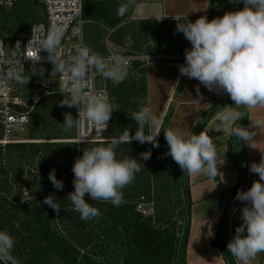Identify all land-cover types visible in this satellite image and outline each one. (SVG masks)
I'll use <instances>...</instances> for the list:
<instances>
[{
	"label": "clouds",
	"instance_id": "obj_1",
	"mask_svg": "<svg viewBox=\"0 0 264 264\" xmlns=\"http://www.w3.org/2000/svg\"><path fill=\"white\" fill-rule=\"evenodd\" d=\"M229 2H243L244 7L226 12L223 17L211 21L206 16L199 17L195 22L187 20V15L173 17L177 21L176 31L183 33L191 44L190 49H185V64L179 66L181 76L198 80L209 91L227 93L234 102L218 115V123L214 128H204L199 134H192L188 138L174 130H164L169 148L165 155H170L187 176L203 172L215 178L220 174L218 164L223 162L217 161L216 146L208 134L209 129L228 131L231 136H236L252 147L256 132L250 128L261 124V121H256L245 128L236 125V122L250 110L264 108V0ZM128 8V3L121 4L117 14L124 16ZM165 16L157 18L153 15L148 18L160 20ZM31 31L27 45H33L32 52L26 51L27 45L21 49L18 41L12 49L13 59L19 61L17 57L25 55L35 65L41 61L39 53L47 52V60L52 64L51 74L54 72L64 77L60 92L64 98L58 102L59 106L75 107L78 110V118L75 119L71 113L64 114V130L79 129L82 124L98 132L106 130L113 110H119V105L113 102L114 97L110 101L107 96L90 91L88 82L94 73H99L114 84L121 83L125 78L123 66L127 65V59L117 56L109 61L93 54L90 49L76 46L71 59L66 60L60 52L62 28L42 31L40 26L33 25ZM18 52L22 54L17 55ZM24 71L21 64L20 68L7 71L6 76L9 80L28 84L30 76L25 80ZM43 72L41 68L39 74L43 75ZM196 91L199 94V87ZM131 118L138 125L134 136L126 130L119 137H110L106 146L83 151V155L76 159L72 167L75 190L68 195V199L80 214L81 220L91 221L102 215L97 207L85 200L86 194L93 201L111 202L116 207L124 203L122 190L134 181L135 175L141 170V163L131 158L117 159L116 149L120 145L135 140L140 144L151 143L153 147H159V132L152 134L151 129L159 126L160 121L151 108L143 107L134 112ZM146 127L149 129L147 133ZM87 140L88 136L82 135L77 143H85ZM140 156L145 161L149 160L151 150ZM244 166L247 165L242 164ZM249 171L258 174L259 180L253 181L247 191H238L236 194L235 199L246 202V206L241 209L243 223L236 228L235 236L227 246L240 264H252L260 253H264V156L259 163H252ZM49 180L56 189H63V181L56 178L54 171L49 173ZM52 197H45L43 203L59 216L61 206ZM15 227L18 229L20 226L17 223ZM14 246V237L7 231H0L2 264H19L13 255Z\"/></svg>",
	"mask_w": 264,
	"mask_h": 264
},
{
	"label": "crops",
	"instance_id": "obj_2",
	"mask_svg": "<svg viewBox=\"0 0 264 264\" xmlns=\"http://www.w3.org/2000/svg\"><path fill=\"white\" fill-rule=\"evenodd\" d=\"M92 2H86L81 39L93 54L110 55L113 59L117 56L129 59L127 65L123 66L124 73L129 68L141 70L139 68L143 67L145 94L136 95V98L145 100V107H150L160 121L159 126L151 129L152 134L161 129L165 135L164 130L171 129L188 138L199 116L213 103L227 98L209 112V118L198 128L196 134L204 128H214L218 123V115L234 102L227 93L209 91L198 80L181 76L179 66L185 64V49H190L191 44L183 33L176 31L177 21L173 17L187 15V20L195 22L199 17L206 16L210 21L215 0H131L128 12L122 18L112 15L111 5L114 6L116 0H109L111 5L98 0L97 10L115 19L113 24L95 16ZM239 4L242 9L243 2ZM153 15L157 18L167 16L160 20L148 18ZM136 60L139 62L137 67L133 66V61ZM106 82L98 73L97 84L106 87ZM197 87L200 89L199 94ZM243 121L245 128L261 121L258 127L250 128L256 132L252 147L236 136H231L228 131L209 129L208 134L216 146L217 161L223 162L218 164L220 174L215 178H210L203 172L187 176L189 226L185 243V264H227L220 248L213 244L223 211L237 184L239 166L247 165L242 167L246 171L243 191H247L253 181L259 180L258 174L249 171V166L254 162L259 163L264 156V108L250 110L236 125H241ZM244 206L246 202L237 200L227 218V233L224 237L227 246L234 238L236 228L243 223L241 209ZM233 258L235 264H240L234 256ZM252 264H264V253H260Z\"/></svg>",
	"mask_w": 264,
	"mask_h": 264
},
{
	"label": "rangeland",
	"instance_id": "obj_3",
	"mask_svg": "<svg viewBox=\"0 0 264 264\" xmlns=\"http://www.w3.org/2000/svg\"><path fill=\"white\" fill-rule=\"evenodd\" d=\"M99 1L111 5L109 0ZM124 3L130 4L129 0H116V4L111 5L113 16L121 18L126 16L127 13L124 16L117 14L118 7ZM25 5L29 9L37 11V16L38 13L41 14L40 2L35 1ZM25 5L20 1L14 8L15 12L20 11L24 14L23 8ZM238 10H241L239 3H230L229 0H215V7L212 9L210 18L223 17L226 12ZM13 13L14 11H0V36L10 37L22 29L23 23L13 16ZM127 76L129 81L131 79L136 80L135 88L138 90L143 71L129 68L125 71V77ZM51 81L53 84L50 87L55 86V78ZM40 91L37 88L35 90L36 93ZM63 98L58 99L56 103L46 101L45 98L40 99L34 108L35 110H33L29 126L23 129L18 137H30L29 139L40 144L45 141H63L64 144L59 147L44 148L35 152L32 156L25 155L26 157L19 153L21 152L19 148H12L8 144L0 145V231H7L14 237L13 255L14 252L17 253L15 257L19 260V264L32 263H30L28 253L31 247L24 246V242L21 241L19 247V240L25 234L23 230V224L25 223L22 220L26 215L24 209L19 210L18 207L30 208L33 205L31 201L34 198L44 200L48 196L54 197L58 189L55 187L52 189L49 186L53 185L49 180L50 172L54 171L56 178L63 182L66 179H72L74 178L72 167L76 159L83 155V151L107 145V143L99 142L77 143L74 140L75 128L71 131L64 130V114L71 113L75 119V109L74 107L59 106L58 102ZM138 99L132 97L128 100V114H125V118L131 119L134 112L145 107V100ZM126 130L116 132L114 135L119 137ZM148 150H151V158L145 161L140 154ZM168 150L169 148L157 150L151 143L140 144L133 140L131 143L120 145L116 149V154L117 159L131 158L141 163V170L135 175L138 179H134L131 184L122 190L123 197L130 199V202L135 206L141 202L142 206L147 209V215L154 226L164 228L168 235L175 236L176 234L177 236L185 213V197L182 192L183 183L180 177V167L170 155H165ZM54 214V219L58 224L51 227L69 239L72 244L71 251L75 255L68 261L63 254L46 253L43 254L42 261L39 264H122L125 243L120 226L109 221H102L99 217L91 221H84L80 219V214H77L74 217L75 221L74 219L68 221L60 213L59 216L55 212ZM17 223L20 226L18 229L15 227ZM226 223L223 232L221 231V238L224 242L227 233ZM53 225H55V222H53ZM73 247L78 249V252L74 251ZM18 250L22 252L20 253ZM163 264L167 263L163 262Z\"/></svg>",
	"mask_w": 264,
	"mask_h": 264
},
{
	"label": "trees",
	"instance_id": "obj_4",
	"mask_svg": "<svg viewBox=\"0 0 264 264\" xmlns=\"http://www.w3.org/2000/svg\"><path fill=\"white\" fill-rule=\"evenodd\" d=\"M35 1L40 2L39 0H31V1L22 0L24 5L26 3L35 2ZM87 1L89 0H83V17L86 15L84 14V10ZM92 1H93L92 2L93 6H95L94 13L96 17L102 18V20L107 21L108 23H112V24L115 23L116 21L115 19L109 18L107 17L108 15H105L104 13H101L99 12V10H97L98 0H92ZM18 3L8 9L0 7V11L1 10L14 11L13 16H15L18 20H20L23 23V27L20 30H24L25 32L28 29V27L31 25V23L42 19V14L38 13L37 16V11H33L32 9H29L28 7H26V5L24 7L25 9L23 8V12H25L24 14L21 13L20 11L15 12L14 8L18 5ZM40 6H41V13H43V7L41 3ZM3 37L4 39L8 38L6 36ZM133 63H134L133 66L137 67L139 65V62L137 60L133 61ZM44 66L45 65L40 67L43 68ZM139 69L143 70V67H140ZM135 83L136 80L131 79L129 81L128 76L125 77L124 80L119 84H114L111 80H107L106 82V88L109 93V100L111 101L112 98L114 97L115 100L113 102L119 105V110H113L110 120V134L112 137H116L114 133L120 132L125 129L129 130L130 133H133L132 134L133 136L135 135L138 125L136 121L133 120L132 118L131 119L125 118V114L126 115L128 114L127 111L128 100L132 97H136V95H139L141 93L142 95L145 94L146 82L144 75L138 86V90L134 87ZM56 85L52 86L49 89V92L47 94L42 95L39 98V100L45 98L46 101L48 100L56 103L58 99L62 98L63 95L60 93L61 90ZM224 99L227 98H222L220 100H224ZM220 100H218L217 102H220ZM38 102L36 103V105L38 104ZM208 108L199 116L197 122L200 120L203 114L208 110ZM209 116L210 113H208L205 116L200 126L203 125V123L209 118ZM243 124L244 121L241 123V126H243ZM148 131L149 129L146 127L145 132L147 133ZM157 140L159 143V147L157 148V150L160 149L166 150L168 148L165 135L163 134V130L161 129L159 135L157 136ZM108 141L109 140L102 141L99 143L106 144L108 143ZM62 144H64L63 141H58V142L45 141L40 144L37 141H33L31 139L27 141L8 143V145L12 148H19L21 151L19 153L23 154L24 157L32 156L33 154H35V152H38L39 150H42L44 148L47 149L48 147H53V146L59 147ZM24 150L25 151L28 150V151L25 152ZM180 177L182 179L181 168H180ZM135 179L138 178L135 177ZM186 179H187V175H186ZM73 181L74 178L66 179V181L63 182L64 184L63 189L57 190L56 195L53 197V200L61 206L60 214L65 218H67L68 221H70L71 219H74L75 221L74 217L77 214H79L74 210V206L72 205V202L68 199V195L71 192H74L75 190ZM245 182H246V171L241 167L237 184L233 189L232 197L230 199V202L226 205L222 217L230 209L232 202L235 200L237 192L244 190ZM182 183H183V179H182ZM49 186L52 189H54L53 185H49ZM182 192L185 197V204H184L185 207L186 191H185L184 183H183ZM187 192L189 195L188 183H187ZM123 198H124V203H122L119 207H116L112 205L111 202L93 201L90 199V196L88 194L85 195V200L90 205L97 207L102 213V215L99 216V218L102 221L112 222V224H117L122 228L124 234V243H125V254L122 260V264H163V262H166L167 264H185L184 261L185 243H186V236L189 226V211L185 226L183 242L181 246V252L179 253V258H178V244H179L184 216L182 218L179 234L177 236L176 234L175 236L172 234L168 235L164 230V228H158L157 226H154L151 223L150 217L148 215L145 216L141 214V212L137 211L135 209V205L132 202H130V199L125 197ZM43 201L44 200H42L41 198H34V200L31 201L33 205L30 208H24L23 206L18 207L19 210L23 208L24 214L26 215V217L22 220V222L25 223L23 224V230L25 231V234L19 240V247H20V241L22 243L24 242L23 243L24 246L28 245V247H31L30 250H28V253H29L30 263L32 264H35L36 262L37 264H39V262L42 261L43 254L51 253V252L63 254V256L67 258L65 259L69 261L70 258L75 255V253L71 251L72 244L68 238H66L65 236H63L62 234H60L51 227V226H56L58 223L56 224V219H54L55 217L54 210L50 208L47 204H44ZM236 203L237 200L235 204ZM229 214L227 215V217L223 222L221 228L222 232ZM53 222H55V225H53ZM221 233H220V243H218L216 237L215 240L213 241V244L220 248L222 255L225 261L227 262V264H235L233 255L229 252L228 247H226V243L221 238ZM74 251L78 252V249H75ZM18 252H20V250H18ZM15 255H17L16 252H14V256ZM0 264H2V262H0Z\"/></svg>",
	"mask_w": 264,
	"mask_h": 264
},
{
	"label": "built area",
	"instance_id": "obj_5",
	"mask_svg": "<svg viewBox=\"0 0 264 264\" xmlns=\"http://www.w3.org/2000/svg\"><path fill=\"white\" fill-rule=\"evenodd\" d=\"M22 0H0V7L8 9L16 5ZM27 1V0H24ZM31 1V0H30ZM43 13L42 19L34 21L24 32L19 30L11 37L4 39L0 36V145L4 146L8 143L27 141L29 138L18 137V134L29 126L32 112L35 108L39 98L47 94L51 81L55 78L57 87L61 90L64 77L52 72V64L47 60V52L41 51L39 53L41 61L38 64L28 59L20 52L18 60L13 59V51L17 42H20L21 49H23L29 42L32 35L33 25L40 26L42 31L60 27L63 29V39L60 46V52L64 59L70 60L74 54L76 46L89 49L81 40V25L83 21V0H39ZM33 45H27V52H32ZM109 61L113 57L110 55H99ZM11 61V63H7ZM129 62V60L127 59ZM23 65V77L25 80L30 76L29 82L21 84L14 79L9 80L6 76L10 69H18ZM44 75H40V69L43 66ZM50 65V66H48ZM51 68V69H50ZM37 74L33 75L32 73ZM98 73H94L88 82L89 90L107 96L109 93L106 87H101L97 84ZM34 87V88H31ZM41 90L36 93L35 90ZM31 89V91H30ZM38 98V99H37ZM75 118H78V110L75 108ZM111 120V118H110ZM110 120L108 127L102 132L95 129L91 130L86 124H82L79 129L75 128L76 133L74 140L77 142L82 135H87V142H102L109 140L110 134ZM141 201V200H140ZM136 210L141 214L147 216V209L139 202L135 206Z\"/></svg>",
	"mask_w": 264,
	"mask_h": 264
},
{
	"label": "water",
	"instance_id": "obj_6",
	"mask_svg": "<svg viewBox=\"0 0 264 264\" xmlns=\"http://www.w3.org/2000/svg\"><path fill=\"white\" fill-rule=\"evenodd\" d=\"M222 101V100H220ZM219 102L211 105L208 110L203 114V116L200 118V120L197 122V124L194 127V130L192 132V134H195L198 130V128L200 127L201 122L203 121V119L205 118V116L218 104ZM244 126V124H243ZM191 134V135H192ZM239 168L241 169V167L239 166ZM182 179H183V183H184V187H185V191H186V205H185V214H184V219H183V224H182V230H181V234H180V239H179V244H178V256L179 253L181 252V246H182V242H183V237H184V232H185V226H186V222H187V216H188V211H189V195L187 192V179H186V175L184 170H182ZM245 188V186H244ZM235 202L236 199L232 202V205L230 207V209L228 210V212L221 218L219 226H218V230H217V240L218 243H220V233H221V228L223 225V222L225 220V218L227 217V215L231 212V210L233 209V207L235 206Z\"/></svg>",
	"mask_w": 264,
	"mask_h": 264
}]
</instances>
